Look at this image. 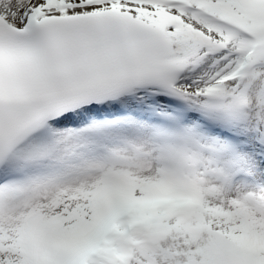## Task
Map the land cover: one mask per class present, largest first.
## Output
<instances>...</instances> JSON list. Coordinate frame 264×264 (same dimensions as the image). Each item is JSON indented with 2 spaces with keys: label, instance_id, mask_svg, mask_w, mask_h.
<instances>
[{
  "label": "snow or ice",
  "instance_id": "6c2138e0",
  "mask_svg": "<svg viewBox=\"0 0 264 264\" xmlns=\"http://www.w3.org/2000/svg\"><path fill=\"white\" fill-rule=\"evenodd\" d=\"M0 264H264V0H0Z\"/></svg>",
  "mask_w": 264,
  "mask_h": 264
}]
</instances>
